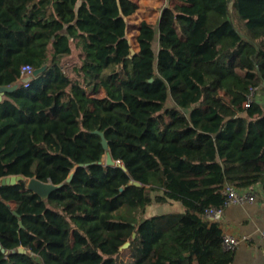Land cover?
Segmentation results:
<instances>
[{
  "label": "trees",
  "instance_id": "trees-1",
  "mask_svg": "<svg viewBox=\"0 0 264 264\" xmlns=\"http://www.w3.org/2000/svg\"><path fill=\"white\" fill-rule=\"evenodd\" d=\"M177 1L132 55L137 0H0V86L18 85L0 101V179L27 178L0 186V264L233 262L205 213L225 185L264 191V105L245 106L264 87V0ZM25 65L48 68L25 87ZM95 131L127 171L99 164ZM35 176L63 186L43 199ZM155 201L183 211L145 216Z\"/></svg>",
  "mask_w": 264,
  "mask_h": 264
},
{
  "label": "crops",
  "instance_id": "crops-1",
  "mask_svg": "<svg viewBox=\"0 0 264 264\" xmlns=\"http://www.w3.org/2000/svg\"><path fill=\"white\" fill-rule=\"evenodd\" d=\"M137 2L139 8L128 18L129 30L127 32V37L131 28L136 33L135 41L137 45L133 46L132 44L133 48H137L136 52L139 51L137 38L141 23L146 21L155 25L158 29L164 10L173 8L178 1L137 0ZM158 46L159 40L156 44V47ZM74 49V54L78 55L80 51L75 46ZM243 190L251 193L255 200L243 204H230L226 207L224 219L219 224L224 236L231 235L241 240L244 238L234 253L231 264H264V191L260 185L255 186L253 189ZM171 202L177 204V212L183 211V206L180 203Z\"/></svg>",
  "mask_w": 264,
  "mask_h": 264
},
{
  "label": "water",
  "instance_id": "water-1",
  "mask_svg": "<svg viewBox=\"0 0 264 264\" xmlns=\"http://www.w3.org/2000/svg\"><path fill=\"white\" fill-rule=\"evenodd\" d=\"M129 43L132 45L131 40H129ZM131 53L132 55H135L137 52L136 50L132 47L131 49ZM48 66L45 65L39 69H36L33 73L32 77L26 78L24 79V82H30L31 80L38 78L39 76L43 75L46 71H47ZM18 88V85H15L13 87H1L0 86V101L3 100V97L5 95L6 92H13L14 90H16ZM95 134H98L102 137V144L103 147L106 151L103 160L99 163L100 165H104L106 167H118L120 166L124 171H127V167L121 163V161H116L112 155L111 149H110V144L108 142V140L106 139V136L103 132L100 131H95ZM90 164H81L79 167H88ZM74 177V172H72L69 176V178L67 179L68 182H71L73 180ZM27 178H25L22 175H13V176H8V177H4L0 179V186H8V185H17L20 181L25 180ZM137 185H139L138 183H136ZM63 186V184L60 185H55L53 183H46L41 181L40 179L36 178V177H32V178H28V182H27V189L29 191H32L38 195H40L43 199H48L55 191L59 190L61 187ZM14 214L16 216H19V214L17 212H14ZM20 225L22 227H24L22 221L20 222ZM136 236V234H134V237ZM130 246V243L127 242L123 247V249H126ZM0 249L5 252V250L2 248V246L0 245ZM26 253V250L23 247H19L17 250H13V251H7L6 253Z\"/></svg>",
  "mask_w": 264,
  "mask_h": 264
},
{
  "label": "built area",
  "instance_id": "built-area-1",
  "mask_svg": "<svg viewBox=\"0 0 264 264\" xmlns=\"http://www.w3.org/2000/svg\"><path fill=\"white\" fill-rule=\"evenodd\" d=\"M34 71L35 69L31 65H25L22 67L21 82L25 87H29L30 82L25 83L24 79L32 77ZM255 91H257V89H252L250 95L247 97V101L245 103L246 108H249L252 105ZM221 193L226 197L225 203L221 208H210L206 211L205 218L209 221L217 223L223 221L225 209L230 204H243L246 202H253L255 200V197L251 193H248L247 191L239 189L233 185H225L223 189H221ZM242 240L231 235H225L223 238V246L225 250L235 253Z\"/></svg>",
  "mask_w": 264,
  "mask_h": 264
},
{
  "label": "rangeland",
  "instance_id": "rangeland-1",
  "mask_svg": "<svg viewBox=\"0 0 264 264\" xmlns=\"http://www.w3.org/2000/svg\"><path fill=\"white\" fill-rule=\"evenodd\" d=\"M135 35H136L135 31H133V29L131 28L129 31V34H128V38H129V40H131L133 46L137 45L136 41H135ZM77 61H78V55L77 54H74L73 58L71 57V58L65 60L64 67L69 72L70 75H73V68H71V66L72 65L74 66V64ZM254 98H257L264 105V87L255 91ZM173 105H174V103H173L172 99H170L167 106L171 107ZM159 194H160V192L155 193L154 194L155 198ZM177 207H178L177 204L172 203L171 201H167L166 203H159L158 201H155L154 204L147 209L145 216L150 217V216L166 214V213H170V212H177V210H178ZM121 255H122L121 261H123V263L127 262L129 259L128 254L125 255V252L121 250Z\"/></svg>",
  "mask_w": 264,
  "mask_h": 264
}]
</instances>
